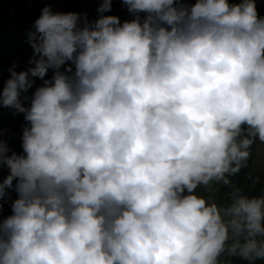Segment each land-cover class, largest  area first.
<instances>
[{"label":"clouds","instance_id":"9594fccd","mask_svg":"<svg viewBox=\"0 0 264 264\" xmlns=\"http://www.w3.org/2000/svg\"><path fill=\"white\" fill-rule=\"evenodd\" d=\"M123 4L131 19L46 4L34 67L0 88L26 121L21 152L0 138V264L264 261V194L229 179L264 142L256 0ZM213 183L225 202L196 191Z\"/></svg>","mask_w":264,"mask_h":264},{"label":"trees","instance_id":"16d2710c","mask_svg":"<svg viewBox=\"0 0 264 264\" xmlns=\"http://www.w3.org/2000/svg\"><path fill=\"white\" fill-rule=\"evenodd\" d=\"M62 0H0V88L4 81L10 76V69L16 71L34 67V50L29 43L28 33L32 29L33 22L40 15L41 9L47 4L52 10L55 4ZM69 4H63L59 11H76L86 15L88 20H95L99 13L96 8H87L84 0H69ZM258 11L264 15V0H256ZM54 6V7H53ZM106 14H116L121 21L131 19L133 14L129 13L123 0H112V7ZM51 75V70L46 76ZM42 83L40 78H36L33 88ZM26 121L23 119V113H16L10 109V113H0V138L6 139L11 150L21 152V133ZM257 140L254 139L250 147V155L247 163L238 173L229 177L230 181L239 186L242 191L250 196L264 194V181L261 179L257 170V160L255 156V146ZM8 173V169L0 165V180ZM196 191L205 196H210L217 202L223 203L226 199L228 189L221 183H213L209 188L198 187ZM16 193L11 192L9 200L0 206V219L11 212V199H14ZM222 259H228L232 264H248L247 261L239 257L222 256ZM255 264H264V261H256Z\"/></svg>","mask_w":264,"mask_h":264},{"label":"rangeland","instance_id":"374dc122","mask_svg":"<svg viewBox=\"0 0 264 264\" xmlns=\"http://www.w3.org/2000/svg\"><path fill=\"white\" fill-rule=\"evenodd\" d=\"M69 0H62L61 2L55 4V7H54V11H59L63 4H69ZM2 112H6V113H10V108H7V107H3V106H0V113ZM255 156H256V160H257V170H258V173L261 177V179L264 181V142H261L259 140H257V144L255 146Z\"/></svg>","mask_w":264,"mask_h":264},{"label":"built area","instance_id":"2783aa9c","mask_svg":"<svg viewBox=\"0 0 264 264\" xmlns=\"http://www.w3.org/2000/svg\"><path fill=\"white\" fill-rule=\"evenodd\" d=\"M104 2V0H84V4L87 8H96L97 6H99L100 4H102ZM112 2V0H111Z\"/></svg>","mask_w":264,"mask_h":264}]
</instances>
